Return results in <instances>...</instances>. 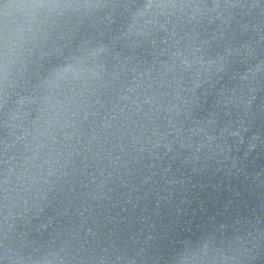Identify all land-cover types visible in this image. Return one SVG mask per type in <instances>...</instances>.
Wrapping results in <instances>:
<instances>
[{"label": "water", "instance_id": "95a60500", "mask_svg": "<svg viewBox=\"0 0 264 264\" xmlns=\"http://www.w3.org/2000/svg\"><path fill=\"white\" fill-rule=\"evenodd\" d=\"M0 264H264V0H0Z\"/></svg>", "mask_w": 264, "mask_h": 264}]
</instances>
